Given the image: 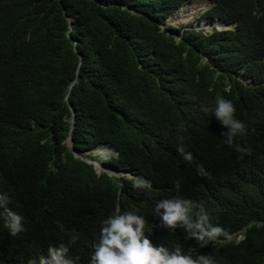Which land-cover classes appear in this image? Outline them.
<instances>
[{"label": "trees", "instance_id": "16d2710c", "mask_svg": "<svg viewBox=\"0 0 264 264\" xmlns=\"http://www.w3.org/2000/svg\"><path fill=\"white\" fill-rule=\"evenodd\" d=\"M17 1L31 22L0 0V196L25 217L26 231L12 237L0 220V260L27 264L75 230L70 255L88 264L102 221L135 211L156 246L215 264H264V0H120L148 19L119 0ZM200 1L212 4L202 19L235 29L180 39L181 31H161L170 13ZM134 34L141 38L128 40ZM89 56L104 82L86 73ZM217 97L246 124L236 143L251 155L226 145L224 126L202 111ZM69 137L78 152L114 147L113 164L135 177L98 176ZM200 164L210 177L197 174ZM177 196L202 205L228 238L201 248L164 227L156 204Z\"/></svg>", "mask_w": 264, "mask_h": 264}, {"label": "clouds", "instance_id": "9594fccd", "mask_svg": "<svg viewBox=\"0 0 264 264\" xmlns=\"http://www.w3.org/2000/svg\"><path fill=\"white\" fill-rule=\"evenodd\" d=\"M206 2L212 7L209 1ZM121 3L123 4L122 9L129 14L148 19L147 14L141 12L138 8L126 5L123 2ZM188 5L190 4H186V6ZM182 7L170 13L168 17L160 22L159 27L161 31H181L180 35L174 34L177 39H180L186 31L194 30L208 35L213 33V31L222 32L235 29V26L226 25L218 19L208 22L206 19H202V16L196 22L199 25L202 23V27L200 28L192 27L191 24H185L190 21L181 23L167 22L169 17L181 10ZM6 13L10 16H16L21 24L31 22L32 15L28 13L26 5L18 3L17 0H6ZM72 20V18L69 19L70 22ZM206 26L208 31L206 30ZM139 38H141L140 35L134 34L128 40L134 41ZM86 73L93 78L98 77L99 81L104 82L95 60L91 56L87 58ZM202 111L204 113H211L224 126L225 131L222 133V136L225 137L224 143L226 145L235 147V150L241 154V158L245 155H251L253 149L250 146L245 147L236 143V137L243 136L246 133V124L235 117L236 108L230 100L217 97L214 107L204 106L202 107ZM68 139V141H71L70 137ZM100 148L105 153L106 158L114 155L113 158H109L107 164L108 167H111L109 170L113 171L114 176L108 173L101 174H106L116 179L123 177L131 179L135 177L129 170L119 169L113 164L118 157V152L110 145H98L94 149L85 152H78L72 148V152L73 154L80 153L81 157L79 159L87 165L92 166L95 173L100 176L101 174H98L95 166L82 156V154L96 149L100 150ZM177 150L182 154L185 161L191 162L193 160L192 153L186 152L182 145ZM101 168H103L102 164ZM197 174L202 177H210L211 175L203 164L197 166ZM176 187L177 189L179 188V182H177ZM0 201H2L0 203V220H2L4 228L7 229L12 237H19L21 233L26 231L25 217L7 207V197L0 196ZM197 208L198 211H195ZM156 213L161 216L164 227L172 231H175L177 228L182 229L185 233V238L195 240L201 248L222 236L228 238V233L221 225L212 223L208 211L191 199L177 196L172 199L161 200L156 204ZM146 223H148L147 219L135 211L116 212L108 216L102 221L100 238L98 243L92 245L93 251L90 253L88 264H215L213 259L205 255H199L194 258L192 255L185 254L180 247H176L170 251L164 245H154L149 235L145 234ZM57 226L60 232L66 231L65 225L62 222H57ZM257 226L261 225L258 224ZM68 236L69 238L66 243L49 245L46 254L42 253L38 256L29 257L27 264H77L78 258L70 255V246L75 245L80 240V234L73 230ZM0 264H4V262L0 260Z\"/></svg>", "mask_w": 264, "mask_h": 264}, {"label": "rangeland", "instance_id": "374dc122", "mask_svg": "<svg viewBox=\"0 0 264 264\" xmlns=\"http://www.w3.org/2000/svg\"><path fill=\"white\" fill-rule=\"evenodd\" d=\"M195 5H200V6H203V7H202L201 10L197 13V15H196V17H195L194 20H192V21H190V22H188V23H185V24H187V25H190V24H191L192 27L200 28V27H202V23L199 25V24L196 23V22L198 21V18H199L200 16H202L203 13H204L205 11H207V10L209 9V7H211V6H210V4H208V2H206V1H201V2H198V3L190 4V5H188V6H195ZM185 6H186V5H185ZM205 6H208V7H207V8H204ZM171 18H172V19L174 18V14L171 15V16L169 17V19H168L167 22L172 21ZM172 22H173V21H172ZM164 25H165V24H164ZM164 25H163V27H164ZM187 28H188V27H187ZM206 30L208 31L207 26H206ZM68 140H69V139L66 140V143H67V145H68L69 147H71V146H72V143H71V141H68ZM86 154L89 155L92 159L95 158L94 160H97V161L101 162L103 168H101L100 170H96V171L98 172V174H101V173H108L109 175L114 176L113 171H110V170H109L111 167H108V166H107V164H108V162H109V158H113L114 155H111L110 157L106 158V155H105V153L101 150V148H100V150H99V149H96V150H94V151H92V152H88V153H86ZM74 155H75L76 158H80V157H81L80 153H74ZM82 156H83V155H82ZM101 164H100V166H101Z\"/></svg>", "mask_w": 264, "mask_h": 264}, {"label": "bare ground", "instance_id": "6f19581e", "mask_svg": "<svg viewBox=\"0 0 264 264\" xmlns=\"http://www.w3.org/2000/svg\"><path fill=\"white\" fill-rule=\"evenodd\" d=\"M203 6L200 5H195V6H184L182 7L181 10H179L178 12H176L174 14V18L172 19V21L174 23H181V22H188V21H192L197 13L201 10ZM208 6H205L204 8H207ZM170 22V21H169ZM83 158L89 162H91L98 170L101 169L100 166V162L97 160H93L89 155L87 154H82Z\"/></svg>", "mask_w": 264, "mask_h": 264}, {"label": "water", "instance_id": "95a60500", "mask_svg": "<svg viewBox=\"0 0 264 264\" xmlns=\"http://www.w3.org/2000/svg\"><path fill=\"white\" fill-rule=\"evenodd\" d=\"M209 4V3H208ZM73 127V126H72ZM71 143H72V141H71ZM74 151V150H73Z\"/></svg>", "mask_w": 264, "mask_h": 264}]
</instances>
